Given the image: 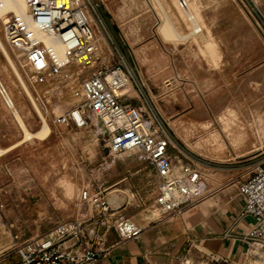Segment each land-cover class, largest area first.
I'll return each instance as SVG.
<instances>
[{
    "label": "rangeland",
    "instance_id": "obj_1",
    "mask_svg": "<svg viewBox=\"0 0 264 264\" xmlns=\"http://www.w3.org/2000/svg\"><path fill=\"white\" fill-rule=\"evenodd\" d=\"M95 1L144 84L143 99L161 116L177 146L204 164L199 167L205 185L208 182L210 189L217 185L211 181H222L185 209L227 188H232V199L240 198V183L251 177L256 167H264V0H186L197 12L196 21L206 24L203 33L207 40L200 37L201 33L185 39L168 36L163 25L166 13L180 35L192 32L191 21L178 7L179 0ZM9 17L12 21L15 18L13 13ZM0 37L38 109L3 54L1 81L27 126L39 130L42 114L52 132L42 142H24L0 156V223L6 228L0 232V246L18 233L22 242L51 241L52 248H57L73 237L61 232L75 231L62 229L67 223L89 228L101 217L119 231L123 221L147 223L130 218L137 212L150 219L161 216L154 203L160 177L149 161L136 150H110L102 121L85 109L83 100L74 102L66 77L54 75L53 83L46 81L48 85L35 92L27 81L22 52L6 39L2 18ZM99 65L100 61L81 68L78 80L82 83ZM132 94L135 96L130 102L140 105L138 93ZM73 110L81 111L82 123L72 115ZM23 137L0 93V147L9 148ZM170 152L175 166L188 162L177 149ZM84 188L92 196L101 192L107 201L113 189L125 190L129 200L125 199L118 210L127 211V216L114 214L117 210L111 209L104 215L101 203L82 202ZM12 258L17 256L3 263ZM255 260L264 261V252L251 250L234 264H252ZM188 262L205 264L203 259Z\"/></svg>",
    "mask_w": 264,
    "mask_h": 264
},
{
    "label": "built area",
    "instance_id": "obj_2",
    "mask_svg": "<svg viewBox=\"0 0 264 264\" xmlns=\"http://www.w3.org/2000/svg\"><path fill=\"white\" fill-rule=\"evenodd\" d=\"M34 20L39 21L45 14L53 12L51 22L55 32L67 46L70 61L81 68L90 67L100 61L90 76L83 80L85 92L83 106L86 110L100 115L105 130L109 134L108 147L111 151L136 150L149 161L160 177L155 202L162 208V215H176L192 207L206 196L204 172L199 165L201 160L183 152L174 141L172 134L164 126L161 116L143 99L144 86L135 66L128 55L115 40L107 22L100 13L99 3L95 0H26ZM51 24V23H50ZM11 37H24V26L16 18L8 22ZM100 36L106 45L100 44ZM40 45H35L31 52ZM69 60L67 63H69ZM51 71L57 72V64L51 63ZM83 70V69H82ZM130 81L140 97V105H134L128 93L119 92L126 81ZM140 91V93H139ZM104 117H103V116ZM66 120L63 118L62 121ZM171 148L177 149L188 162L175 172ZM239 190L243 207L239 219L250 218L246 230L235 239L246 245V254L264 252V167H256L253 175L240 183ZM101 193V192H100ZM99 193V194H100ZM92 196L84 188L81 193L84 202L93 200L101 203L103 213L110 210L102 195ZM11 228L14 224H11ZM79 227V226H78ZM63 234L78 237L85 243L82 228ZM119 233L121 230L119 228ZM122 235V234H121ZM14 243L0 252V264H85L96 260L99 252L86 248L82 257L69 256L40 241L22 242L18 233L13 234ZM86 244V243H85ZM16 255L3 263L8 257ZM205 264L219 263L220 258L206 253Z\"/></svg>",
    "mask_w": 264,
    "mask_h": 264
},
{
    "label": "crops",
    "instance_id": "obj_3",
    "mask_svg": "<svg viewBox=\"0 0 264 264\" xmlns=\"http://www.w3.org/2000/svg\"><path fill=\"white\" fill-rule=\"evenodd\" d=\"M50 135L38 141L42 142ZM211 182L217 185L209 189L207 182V192L222 185V181ZM117 189L127 193L121 188L113 190ZM231 192L232 188L224 189L221 194L202 200L196 207L172 216L150 219L144 212L130 215L131 219L147 223H139L140 229L128 237H123L114 223L107 224L98 217L92 223L91 237L86 234V228H82L86 244L73 236L60 243L56 250L77 257L84 256L86 248L99 252L95 261L85 264H191L190 259L199 262L208 258L202 251L205 249L221 259L219 263L211 264H234L244 258L247 248L235 237L246 230L251 219L238 218L243 200L241 196L232 199ZM126 212L117 209L114 214L127 216Z\"/></svg>",
    "mask_w": 264,
    "mask_h": 264
},
{
    "label": "bare ground",
    "instance_id": "obj_4",
    "mask_svg": "<svg viewBox=\"0 0 264 264\" xmlns=\"http://www.w3.org/2000/svg\"><path fill=\"white\" fill-rule=\"evenodd\" d=\"M178 4H179L178 7H180L179 9H182L183 11H185L186 16L188 17V20L191 21V25L193 27L192 32H190L187 35H180L174 29L172 21L170 20L168 14L165 12L166 21L163 25H164V28L167 29L166 31L168 32V36L185 39L196 33L198 34L201 33L199 34L200 37L203 40H207L203 33V29L206 28V24L201 25L200 23L196 21V17H198V15L196 14L197 12L195 13L192 9H190L191 7L188 5L186 0L184 1L179 0ZM10 13H13L18 23L24 26L23 39L17 38L13 40V38H15L16 36L11 37V33L8 27V22L10 21V17H9ZM52 14L53 12L47 13L39 21H37L32 18L31 13H30V7L28 6L26 0H0V19L2 18L3 20V29H4L6 39L9 42V44L12 47H14L13 49L21 51L23 54L24 68H26V71L28 72L27 81H28L29 86L35 92H38V90L41 87H44L45 85L53 83L52 80H53L54 75L57 77H64V78L66 77L68 79V86L70 88V91L71 93H73V98H75L74 102L83 100L85 98V92H84L82 83L78 80L82 72V69L80 66H78V64L75 61L69 60L70 58L69 50L67 46L63 43V41L60 39L59 35L55 32V29L53 28V24L51 22ZM211 42L212 40L210 41V43ZM100 44L102 46L106 45V41L104 37L102 36H100ZM35 45H40L39 47L41 48L40 49L37 48L35 50V54H32L31 49ZM1 54H3L8 60V62L11 64L15 73L17 74V77H19L22 85L24 86L26 93L31 98L32 102L34 103V106L37 107V104L34 101L32 94L30 93L25 81L21 77L18 71V68L16 67L6 45L4 44V42L2 41L0 37V55ZM68 60H69V63H67ZM51 63L57 64L56 66L58 68L56 72L57 74H55L54 71H51V66H50ZM73 64H76V65H73ZM46 81L48 82V84L45 83ZM35 84H38L39 87L36 86ZM132 91L137 93V91L135 90L131 82L127 80L124 83V85L121 87L119 92L128 93L130 96H135L132 94ZM0 93L5 99L10 109L13 111L22 129L23 136H24L22 140L18 141L15 145L9 148L2 149L0 147V156H3L6 152L12 150L13 148L17 147L18 145L24 142H35L37 139H43L51 133V128L49 126V123L47 122V118L44 117L41 113H40L41 114L40 119L42 121V125L39 130L32 131L27 126L18 108L16 107L10 93L6 90L3 82L1 81V78H0ZM36 109H38V107ZM72 115L75 117V119L79 123H82L83 117H82L81 111L73 110ZM94 115L97 118H100L101 120L100 115L96 113H94ZM179 170H180V167L175 166L174 171L178 173ZM117 191H120L124 193L125 195L123 196L119 193H116ZM109 194H110L109 203L114 207H118L123 201H125V199L129 200L128 194L119 189L113 190ZM81 201L84 202L82 199V196H81ZM89 202H93L99 205V203H96L93 200H90L87 203ZM154 203L156 207L161 211V215H162L163 213L162 208L156 202ZM76 226L78 227L79 223L74 224L71 222V223H67L66 225H64L62 229L67 228V229L73 230ZM119 227H120L121 234L123 237H128L140 229L138 224L129 223L128 221L120 222ZM3 229L6 230V228L0 223V232H2ZM1 238H2V234L0 233V240ZM13 243H14L13 236H11V240H9L8 238L6 242L2 246H0V252H3L7 248L11 247ZM43 243L45 245H48L50 241H44ZM252 264H264V261L255 260L252 262Z\"/></svg>",
    "mask_w": 264,
    "mask_h": 264
},
{
    "label": "water",
    "instance_id": "obj_5",
    "mask_svg": "<svg viewBox=\"0 0 264 264\" xmlns=\"http://www.w3.org/2000/svg\"><path fill=\"white\" fill-rule=\"evenodd\" d=\"M105 202L107 203V205L109 206V208L112 210V211H115V210H117V209H119L120 208V205L118 206V207H114V206H112L110 203H109V201H107V200H105ZM125 201H123L122 203H124ZM94 231V225H91V226H89V228H86L85 229V232H86V234L89 236V237H91V235L93 234V231Z\"/></svg>",
    "mask_w": 264,
    "mask_h": 264
}]
</instances>
